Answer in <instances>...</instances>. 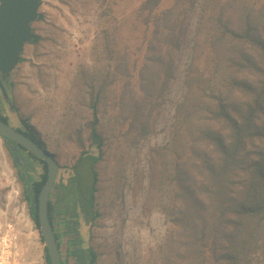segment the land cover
<instances>
[{"label":"rangeland","instance_id":"obj_1","mask_svg":"<svg viewBox=\"0 0 264 264\" xmlns=\"http://www.w3.org/2000/svg\"><path fill=\"white\" fill-rule=\"evenodd\" d=\"M38 14V39L24 44L11 97L0 101L59 164L50 203L63 264L80 263L77 245L94 254L84 264H229L230 210L244 197L247 165L233 175L220 226L212 196L193 187L216 151L207 130L223 128L217 104L236 114L238 80H264V54L245 34L264 26V0H41ZM259 143L241 159H254ZM87 150L99 158L78 163L77 183L89 200L94 182V215L79 209L75 170L62 168ZM30 163L28 188L44 173ZM20 168L1 142V264H47ZM236 244L240 264H264V210Z\"/></svg>","mask_w":264,"mask_h":264},{"label":"trees","instance_id":"obj_2","mask_svg":"<svg viewBox=\"0 0 264 264\" xmlns=\"http://www.w3.org/2000/svg\"><path fill=\"white\" fill-rule=\"evenodd\" d=\"M37 18H41V14H38ZM248 20V16L245 17V21ZM248 24L251 22H247ZM252 25V24H249ZM264 26H248L245 30L246 39H248L251 43L255 44L260 48V53L264 54V36L261 35L260 30H262ZM38 39L37 35H33L32 41H36ZM22 57L18 58V61H21ZM262 66H256L260 72H264V63ZM261 67V68H260ZM239 88L241 92H244V98L240 101L238 105V109L236 114H232L230 107L228 104L219 103L215 111H213V118L220 122L222 129L218 130H207L209 136H211L210 144L215 147L216 151H214V155L211 159H203L200 165L204 168L202 170V178L196 184L194 181V187L197 192V188L200 189L201 192H204L206 195H211L214 203V209L219 211V216H217V224L222 225L227 221V214L229 207L226 206L227 200L226 195L230 190L231 183L234 182L233 175L235 171L246 164L248 169V177L247 180L243 182V188L239 193L244 195L242 199L237 198L236 201L232 202L234 204L233 210H230L233 218L229 221L231 228V237L229 241H231L228 249L224 255L225 259L228 260L229 264H240V258L238 254V246L236 244L239 241L240 236L242 235H251L252 231L257 227L259 221L262 218V213L264 210V80L261 84L257 82L248 83L238 80ZM6 89L11 97L10 87L12 85L11 80H6ZM237 105V104H235ZM236 107L233 106V109ZM3 120L5 119V115H1ZM96 120V118H95ZM23 123V121H21ZM20 123V122H19ZM20 123V124H22ZM21 127V125H20ZM24 133L29 135L30 137L36 140L35 134L26 128ZM223 130V131H222ZM97 136L94 129L91 132V137L95 138ZM257 140L260 143L255 144L258 146L256 148V152L254 159L245 158L241 159V155L243 152L248 149L250 144ZM100 142L98 143V146ZM99 150H87L82 152V154L77 159L76 164L72 167L63 166V169H69L71 172L75 170V174L73 173L72 178H78L79 169L78 163L86 160L87 163L91 165L96 162L99 158ZM44 168V173L41 179L35 181L31 186L24 191L26 202L28 204V210L30 218L34 221L36 227L38 228V220H37V196L39 190L41 189L45 177H46V164L44 161L39 160ZM88 164V166H89ZM92 166V165H91ZM72 168V169H71ZM63 171V170H62ZM240 182V181H239ZM238 183V182H237ZM76 187V185L74 186ZM77 195L79 197L78 206L83 214L94 213L92 212V202L94 199V182L91 188V192L89 193V200H85L83 197V192L78 187ZM188 199L191 200V194L193 191L190 189H184L183 191ZM199 193V191H198ZM49 210V218L53 224L52 219V204L49 202L48 206ZM215 210V212L217 211ZM80 212V211H79ZM215 225V226H216ZM245 225H247L244 230ZM214 226V227H215ZM218 226V228H219ZM213 227V228H214ZM217 228V229H218ZM72 232L75 233V237L72 239L79 242L78 233L76 230L72 229ZM56 238L58 240V235L55 231ZM244 242V241H243ZM88 250L86 248L77 245V249L75 251V255L79 258V262L84 264V260H86ZM91 255L90 259L94 258L93 252H89ZM44 257L46 263L49 264V259L47 256L46 248L44 247ZM79 263V264H80Z\"/></svg>","mask_w":264,"mask_h":264},{"label":"water","instance_id":"obj_3","mask_svg":"<svg viewBox=\"0 0 264 264\" xmlns=\"http://www.w3.org/2000/svg\"><path fill=\"white\" fill-rule=\"evenodd\" d=\"M41 0H0V91L9 94L4 81L10 79L22 55L25 43L33 38L32 22L37 19ZM0 134L23 147L46 164V177L37 196L38 229L46 248L49 264H63L53 224L49 218V194L54 185L59 164L42 143L0 118Z\"/></svg>","mask_w":264,"mask_h":264},{"label":"flooded vegetation","instance_id":"obj_4","mask_svg":"<svg viewBox=\"0 0 264 264\" xmlns=\"http://www.w3.org/2000/svg\"><path fill=\"white\" fill-rule=\"evenodd\" d=\"M33 35H34V33H33ZM4 85H5V88H6L5 81H4ZM0 94H1V91H0ZM9 98L10 97H8L7 99H5V98L4 99L5 100H8ZM2 110L3 109H2L1 101H0V118H1V115H4L3 112H2ZM5 119H6L5 121H7L9 124H11L10 121L8 120V118L6 116H5ZM11 125L13 127H15L16 129L25 132V130L22 129V127H20V124L19 123H17L16 125H14V124H11ZM1 138H2V141H1ZM1 142H2L3 147L8 152V154H9L11 160H12V164H15V161L20 163V166H21V168H20V176H21V178L23 180V183L25 185V188L27 189L28 182H27V178L26 177H28V170L32 169V165H31L30 162H33V160L39 161V159L36 158L35 156H33L32 154H30L29 152H27L20 145L16 144L12 140H9L8 138H6V137H4L3 135L0 134V147H1ZM76 162H77V160L75 161L74 164H76ZM78 178H79V176H78ZM75 185H76V187H74V188L76 190V188L78 189V186H79V184L77 183V178H75ZM52 189H53V187L51 188V191H52ZM51 191H50V194H51ZM76 192H77V190H76ZM50 194H49V202H50ZM93 195H94V193H93ZM93 201H94V199H93Z\"/></svg>","mask_w":264,"mask_h":264},{"label":"bare ground","instance_id":"obj_5","mask_svg":"<svg viewBox=\"0 0 264 264\" xmlns=\"http://www.w3.org/2000/svg\"><path fill=\"white\" fill-rule=\"evenodd\" d=\"M1 238V237H0ZM0 264H1V259H0Z\"/></svg>","mask_w":264,"mask_h":264}]
</instances>
